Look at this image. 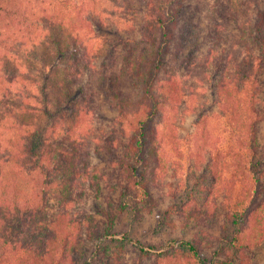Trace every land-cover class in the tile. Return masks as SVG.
Listing matches in <instances>:
<instances>
[{
  "label": "trees",
  "instance_id": "1",
  "mask_svg": "<svg viewBox=\"0 0 264 264\" xmlns=\"http://www.w3.org/2000/svg\"><path fill=\"white\" fill-rule=\"evenodd\" d=\"M187 1L143 0L137 38L139 11L131 0H52L37 24L21 0H0V127L11 131L6 143L0 138V189L13 193L10 203L0 198V264H69L82 249L85 229L90 239L111 234L112 228L92 230L93 221L82 222L74 214L76 191L94 175L92 151L102 150L115 156L113 175L124 207L146 214L158 207L150 185L171 169L177 178L185 155L192 156L202 174L190 193L172 192L175 203L166 211L168 225H175L173 217L178 216L188 225L204 227V215L214 216L221 199L229 253L235 251L240 264H249L247 253L264 244V202L256 203L264 196V144L258 137L264 121V109L258 107L264 6L249 32L244 31L252 46L240 59L213 49L200 54L198 38L181 27ZM118 8L125 26L116 33L122 51L120 76L130 80L132 94L111 89L118 131L106 139L102 134L93 138L86 85L87 73L96 68L90 42L106 25L108 13L117 14ZM12 25L31 26L33 35L16 40L8 32ZM29 45L44 65L41 86L32 73L30 51L19 57ZM205 84L216 98V119L198 117L194 132L182 140L178 115L194 111ZM42 112L45 125L40 123ZM32 171L40 172L38 180L28 179ZM201 233V238L181 241L173 253L157 255L158 264H208L203 258V245L208 244L204 228ZM126 247V238L109 240L99 250L100 264H127ZM150 255L140 249V257Z\"/></svg>",
  "mask_w": 264,
  "mask_h": 264
},
{
  "label": "rangeland",
  "instance_id": "2",
  "mask_svg": "<svg viewBox=\"0 0 264 264\" xmlns=\"http://www.w3.org/2000/svg\"><path fill=\"white\" fill-rule=\"evenodd\" d=\"M52 0H21L22 8L28 16H33L36 24L45 11L51 7ZM132 8L139 11L137 23V35L139 38L140 27L143 23V0H131ZM264 6V0H188L184 9L181 27L194 33V38H198L197 48L200 54L204 56L210 49L217 52L236 54L242 59L249 48V39L245 32H249L251 25L254 24L257 13ZM118 13L113 11L108 13L106 25L100 31L92 35L90 42L92 62L95 64V72L87 73L86 85L89 89L90 103L92 107V127L93 138L96 136L105 137L116 134L118 126L116 124L117 110L112 104L109 96L111 89H122L131 93L130 80L120 76L121 66V48L117 46L119 37L116 35L118 27L125 28L120 21H123V11L118 8ZM113 15V17H112ZM122 19V20H120ZM31 20V21H32ZM127 22V21H126ZM40 23V22H39ZM25 24V23H24ZM37 26V25H36ZM33 27L21 25L20 28L12 25L8 30L15 33L16 40L26 37L28 40L33 34L30 30ZM38 35V34H37ZM28 37V38H27ZM122 38V37H121ZM124 38V37H123ZM43 37L40 39L42 41ZM15 40V41H16ZM37 42V46L40 44ZM21 41L16 43V47ZM252 46V45H251ZM34 46L29 45L24 48L19 57L30 51V60L33 62L32 73L37 78L39 86L44 82V65L37 58V51H31ZM39 48V46L37 47ZM256 52V49L253 48ZM24 59V58H22ZM260 84V93L258 96V107L264 109V68L258 77ZM206 87L198 95V101L194 111L186 115H178V127L180 138L184 140L195 130V120L200 116L216 119L218 106L214 93ZM15 89V88H14ZM16 90V89H15ZM40 123L45 125L46 115L40 114ZM215 124V122L213 123ZM3 134L2 143H6L11 136V131L5 127H0V135ZM100 137V138H101ZM258 137L261 144H264V121L258 127ZM89 161L92 165L94 175L91 181L76 191L74 214L82 219V222L93 221L91 229H98L100 232L106 228H112L109 236L99 239H90L85 229L83 234L82 249L77 250L72 256L73 261L69 264H100L99 250L109 240L126 238L127 247L124 252V261L127 264H158L157 255L164 252H172L181 241H189L195 236L201 238V230L204 228L207 234V245H203L204 256L207 263L213 264H240L237 259V253H229L226 242L223 238L224 231V208L221 206V199L217 201L216 214L208 217L206 214V223L199 228L185 223V219L173 217L175 225H168L170 219H167L166 211L175 203L172 199V192L175 191L179 196H184L195 188L196 180L202 172L195 166V160L192 156L186 154L183 160V167L177 175L172 176L173 170H169L167 175L159 181L152 183L149 187L152 199L157 202L158 207L152 214H146L139 210L138 213H132L129 208L124 207V200L121 197V186L114 177L115 156L108 151L102 150L100 153L92 151ZM121 151L117 152L120 155ZM96 170V173H95ZM34 173V175H33ZM28 179L38 180L40 172H31ZM29 196L33 195L32 186H30ZM35 187V183H34ZM115 188V189H114ZM35 191V189H34ZM257 196V195H256ZM13 197L12 190L0 189V198L2 201L10 203ZM264 202V196L256 198L259 205ZM53 207H52V206ZM50 205V210H55L54 205ZM204 212L208 209L204 208ZM166 216V217H165ZM115 223H114V221ZM113 221V224H111ZM112 225V226H111ZM111 226V227H108ZM129 240L131 242L129 243ZM154 247L155 249H150ZM226 247L227 249L220 248ZM151 252L149 257H140V249ZM173 253V252H172ZM249 264H264V244L247 253ZM160 264H169V261Z\"/></svg>",
  "mask_w": 264,
  "mask_h": 264
}]
</instances>
